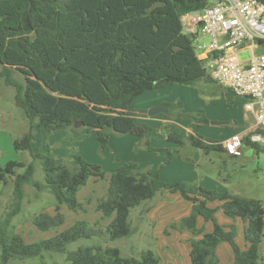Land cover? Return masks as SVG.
<instances>
[{
	"label": "trees",
	"instance_id": "1",
	"mask_svg": "<svg viewBox=\"0 0 264 264\" xmlns=\"http://www.w3.org/2000/svg\"><path fill=\"white\" fill-rule=\"evenodd\" d=\"M207 4L208 0H0V78L14 88V104L28 122V130L13 145L32 157L28 163H0V183L12 177L14 197V207L0 220V264L44 252L63 253L69 264H162L151 248L123 256L116 246L96 243L69 249L68 244L91 236L113 240L131 235V210L144 203L149 206L164 190L178 192L191 203L189 213L171 223L199 235L190 239V264H214L216 247L223 241L231 247L233 264H257L264 224L260 199L182 180L165 181L135 163L123 162L110 172L106 192L96 203L102 219L112 216L105 229L98 221L76 220L51 237L27 243L11 222L21 207L24 185L36 184L32 178L36 159L43 184L55 198L54 214L40 211L32 218L41 230L64 221L60 204L79 209L78 190L90 177L103 176L101 167L93 170L78 153L59 161L46 142L53 131L72 126L95 129L100 148L107 149L110 132L147 136L152 129L138 119L133 105L136 95L169 84L193 85L204 94L203 84H215L197 56L195 36L185 33L181 23L184 13ZM14 72L22 75V82ZM167 105L168 110L178 108L177 114L191 119L190 146L204 152L225 151L221 143L198 133L200 123L209 121L202 112H183L178 100ZM167 138L183 144L172 134ZM33 141L42 144L43 151H33ZM242 141L261 148L249 135ZM164 149L168 158L180 155L177 148ZM213 200L221 201L225 215L244 221L245 248L236 243L233 224L216 221L215 208L207 204ZM197 216L210 220L212 230L197 227Z\"/></svg>",
	"mask_w": 264,
	"mask_h": 264
},
{
	"label": "rangeland",
	"instance_id": "2",
	"mask_svg": "<svg viewBox=\"0 0 264 264\" xmlns=\"http://www.w3.org/2000/svg\"><path fill=\"white\" fill-rule=\"evenodd\" d=\"M197 40L207 43L209 41V37L200 34L198 38L194 40V43H196ZM195 51L196 53L198 52L196 48ZM250 55L251 52L247 49L241 50L239 52L240 59L242 60L247 59ZM14 77L21 82L23 81L22 75L18 72H14ZM175 85H180V87H185V89L182 91V94L181 91H178V94L181 95L180 98L177 97L178 99H172L169 102L180 100L181 103L184 102V105L188 109V111L186 112H202L208 118V122L200 123L199 125L198 133L200 135L214 133L217 134L219 132H225V130H230V128L232 127L231 123L225 121L224 119H218L222 118V116L225 114L231 113L228 108H225L226 105L220 100V98L212 101L210 100L211 95H201L203 98V102L202 104L197 106V104L194 105V101H192L191 99H187V95L190 96L189 91H192L193 87L196 88L195 86L188 84ZM219 88L220 87H217L216 89ZM220 90L222 89L220 88ZM150 91L151 89L143 91L133 98V105L137 110L138 119L145 122L152 128L148 132L147 136H139L130 133H109L112 142L116 141L114 139H120L122 137L128 136L134 137L138 141L132 144L131 147L130 145H128V143H122L117 146L119 152L123 151L126 156L121 160H138L139 157H142V152H144L145 150L153 151L152 155H154V157L159 155L158 153L160 152L164 155H167L164 148L168 147H165V142H167L168 145L175 144V146H178V150L182 149L186 152L194 148L188 144L187 131L183 126L184 123L186 125H190L191 119L189 117L177 114L178 108L159 113L160 115L173 120V122H171L172 127L170 128H167L166 125L160 124V122H156L153 118L154 116H149L147 114L148 110L153 106L161 104V102L157 103L156 105L154 103H150V99L148 97L151 93ZM13 95L14 88L6 85L3 79L0 78L1 164H4L8 160H19L25 163L32 161L31 154L28 150H17L13 145V140L20 138L22 134L28 130V122L24 118L21 110L14 104ZM181 109L183 110V104ZM78 129L79 128H76V126H72L67 129H60L58 131L56 130L49 134L47 136L46 142L49 144L51 152L57 157L59 161L64 162L69 159L71 153H78L91 164V167H101V169L103 170V176L96 178L95 181L89 178L86 184L78 190L76 198L81 203V207L79 209L72 210L69 209L65 204H60L59 211L63 214L64 221L57 226L41 230L33 224L32 218L40 211L47 212L51 215L54 214L55 198L53 194L50 193L48 188L43 184L44 180L41 164L40 161L36 159L34 161V172L32 176L36 184L24 185V197L21 201V207L11 218V222L14 224V231L21 234V236H23L25 239L31 238V241H37L40 239L51 237L56 232L62 231L69 227L76 220H85L89 224H93L95 221H98L99 226L105 229L106 225L112 218L111 216L102 219L100 212L96 210V203L106 192L110 172L109 164H111L112 162L115 163L117 160L119 161L120 156L114 155L113 151L109 150L108 148L101 149L95 136L89 132L91 129L87 130L86 128H84L86 130L85 134L83 133L84 136L80 134ZM166 134L177 136L183 141V144H179L178 142L169 140L167 137H163ZM146 140L150 143V146L152 147L151 149H148L146 147ZM259 145L261 148L259 150H256L251 146L243 144L242 153L234 158L226 157L225 159H222L215 154V151L204 152L203 150L197 148L194 149L199 151V153H202V158L199 157V154L195 156L192 152H190L187 156H189L190 158L198 157L200 159L197 162V169L199 171L203 170L205 162L212 163L211 161H215L221 166V168H219L221 174H219L218 171L215 172L213 175L214 179L221 177L225 179L228 177L230 180L229 186L231 190L235 192L234 194L245 197L258 198L261 200L264 206V143H259ZM32 150L43 151V146L42 144L33 141ZM208 153L209 156H205ZM188 163L194 165L191 161H188ZM143 164L137 166L147 171L151 170L149 172H152L154 174H156V172H159V170L163 166L162 163H157L155 165H147V163ZM22 170L23 168H17L18 172H21ZM12 188V177L10 176L7 178L6 183H0V220L5 216L7 212H9L14 207ZM158 198L163 197L161 196V194H156V196L152 198V201L154 202ZM152 201L148 202V204H151ZM216 203L217 200L209 203L210 207L215 208L214 216L216 221L222 225L233 224L235 226V241L240 248H244L241 218H231L225 215L222 210L219 209L220 207L216 206ZM146 205L147 204L144 203L142 204V206L140 205L132 209L130 213L131 222H135L137 219H142L145 214L144 210ZM150 216L152 217L154 223L153 239L146 238L144 240L136 237L134 238L132 236H127L109 240L99 236H91L89 238H79L76 241L69 243L68 248L74 249L79 245H94L97 243L103 246H116L120 249L123 256H129L131 254L138 255L140 250H144L146 248H151L156 251L157 248L155 242L157 241L159 244V241L161 242L164 239V236H167V234H169L170 232L174 233V238L178 236H183L182 238L185 237V234L183 233L186 231V229L183 230L178 227V225L172 227L171 224L166 227L167 232L164 233L165 235L162 234L160 226L164 222L165 218L163 219V215L159 213L158 208H156V210H154V212H152ZM223 219H229L230 221L225 222L223 221ZM206 224L210 225L212 229L213 224L210 221H204L202 219V222L199 223V226H201L203 231L205 230L204 226ZM29 230H32V233ZM187 242L188 241L184 239L183 242L174 243L178 248H180L179 252L181 253V257L179 258V262L181 263H183L185 259L187 260L189 258L188 249H186V251L184 249V247H187L189 245V243ZM215 252L217 261L214 264H232V250L227 242H220L216 247ZM8 264H69V262L65 259V255L63 253L44 252L42 256L33 258H26L22 260L13 258L9 261ZM257 264H264V224L263 236L259 243V259Z\"/></svg>",
	"mask_w": 264,
	"mask_h": 264
},
{
	"label": "crops",
	"instance_id": "3",
	"mask_svg": "<svg viewBox=\"0 0 264 264\" xmlns=\"http://www.w3.org/2000/svg\"><path fill=\"white\" fill-rule=\"evenodd\" d=\"M217 87H220L222 90H220V88L216 89ZM201 88H203V90L205 91L204 94L199 93V90L197 87L196 88L193 87L192 91H189L190 96L187 95V99L188 100L191 99L192 101H194V103H195L194 105L197 104V106H199L203 102V100H202L203 98L201 95H211L210 100H212V99L216 100L217 98H220V100L222 102H224V104L226 105L225 108H228V110L231 113L225 114L222 116V118H218V119L219 120L224 119L225 121H228L229 123L232 124V127L230 128V130H225V132H222V133L219 132L217 134L214 133V134H207V135L202 134L203 136L202 135L201 136L204 139H211V140L217 141V142L222 144L223 140L226 139L227 137H229L233 133H240L241 136L244 137L245 135L250 136L254 132V130H255L254 115L251 111H248L244 107L245 101L247 100L245 97H236V96L232 95L227 89H225L224 87H221L217 84H211L210 86L202 85ZM184 89H185V87H180V85L178 86L175 84H169V85L161 86L156 90L151 89V91H150L151 93L148 97L150 99V103H154L155 105L159 102L167 104L172 99H178L177 97L180 98L181 95L178 94V91H181V94H182V91ZM178 101H180V100H178ZM182 104H183V110L184 111L182 109H181V111H183V112L188 111V109L184 105V102ZM197 106H195V107H197ZM167 110H168V105H167ZM159 113H161V112H159ZM159 113H157L155 115H149L148 113L147 114L149 116H154L153 118L156 122H158V123L160 122V124L166 125L167 128L172 127L171 122H173V120L169 119L168 117L162 116ZM183 126L186 128V131L188 134L191 131L190 125L189 124L186 125L184 123ZM76 128H79L78 131L80 132V134L82 136H84L86 130L83 127H76ZM69 130H71V129H69ZM89 132L92 133L96 138L95 129H91ZM167 135L168 134L164 135L163 137L166 138ZM114 140H116V141H113V142L111 141V137L109 134L108 149L113 151L114 155H117V156L119 155L120 158H119V161L117 160L115 163L112 162L111 164H109L110 172L116 166L120 165L123 162L135 163L138 166H140L143 163H147V165H155L157 163H162L163 166L161 167L159 172H156V174L162 180H165V181L182 180V181H185L188 183L198 184V185L205 187V188H208V189H215L218 191H228L230 193H235V192H233V190H231V188L229 186L230 180L228 177L225 179L222 177L216 178V179L213 178V175L215 172L218 171V173L221 174L220 170H219V168H221V166L219 164H217L215 161H211L212 163L205 162L204 163L205 166H204L202 171H199L197 169V165H198L197 162L200 159L198 157H197L198 158L197 159L196 157L190 158L189 156H187V155H189L190 152H192L195 156L197 154H199V157L202 158V156H201L202 153H199V151H197L194 148H192L191 150H188V152L180 149L179 150L180 155L179 156H172L171 158H167V155L166 154L164 155L161 152L158 153L159 155L154 157V155H152L153 151L145 150L144 152H142V157H139L138 160H121L122 158H125L126 156L123 153V151H120L121 153L119 152L117 146L122 144V143H128V145H130V147H131L132 144H134L138 141L134 137H130V136L122 137L120 139H114ZM164 144H165V147L167 146L170 149L178 148V146H175V144L174 145L173 144L168 145L167 142H165ZM215 154L218 155L219 157H221L222 159H225L226 157H233L234 158V157L238 156V155H229L225 151L216 152ZM205 156H209V153L206 154ZM139 159H141V160H139ZM187 160L189 162L191 161L192 164H194V165H191L190 163H188ZM149 171H151V170H149ZM110 172H109V176H110ZM150 173L154 174L152 172H150ZM90 178L93 181L96 180V177H94V176L90 177ZM108 180H109V177H108ZM160 194L163 198H158L154 202L152 201V203L149 204L150 205L149 207H148V205H146L147 207H145V210H144L145 214L142 217V219H137L135 222H131L133 232L129 236H132L134 238L136 237L139 239H144V240L146 238H151V239L154 238V230H153L154 229V227H153L154 223H153V219L150 215L152 214V212H154V210H156V208H158L159 213H161L163 215V219L165 218L164 222L160 226V228H161L160 230H161L162 234L166 233L165 232V231H167L166 227L169 224L177 221L179 218H181L182 216H185L189 213V211L191 209V203L188 200L184 199L178 192L170 193V192L164 190ZM213 201H208L207 204L209 205V203L213 202ZM220 203H221V201L217 200L216 206L220 207ZM219 209H221V207ZM202 219L204 221H210V220H205L202 216H197V218H196L197 227H201V226H199V223L202 222ZM223 221L229 222L230 220L229 219H227V220L223 219ZM243 226H244V221L241 219L242 233H243ZM204 227H205L204 232L212 230L210 225L206 224ZM29 231H31V233H32V230H29ZM173 234L174 233L170 232L169 234H167V236H164V239L161 242L159 241V244L157 241L155 242L156 248H157L155 252L160 256L161 263L162 264H165V263H167V264H190V257L187 260L185 259L183 263L179 262V258L181 257V253L179 252L180 248H178L174 243L175 242H183V240L185 239L188 241L187 243H189V245L187 247H184V249H185V251H186V249H188V251H190V239L197 238V237H199V235H193L188 230H186L183 233V234H185L184 238H182L183 236L182 237L178 236V237L174 238ZM22 238L27 243L33 242V241H31V238L25 239L23 236H22ZM157 240H158V238H157ZM223 242H225V241H223ZM245 246H246V244L244 242V248H245ZM231 258H232L231 260H232V264H233V255L231 256Z\"/></svg>",
	"mask_w": 264,
	"mask_h": 264
},
{
	"label": "built area",
	"instance_id": "4",
	"mask_svg": "<svg viewBox=\"0 0 264 264\" xmlns=\"http://www.w3.org/2000/svg\"><path fill=\"white\" fill-rule=\"evenodd\" d=\"M183 31L207 43L193 42L210 78L236 97H245L244 107L254 115L250 140L264 143V0H208L203 8L181 16ZM247 49L251 55L240 59ZM243 137L233 133L223 140L229 155H240Z\"/></svg>",
	"mask_w": 264,
	"mask_h": 264
},
{
	"label": "water",
	"instance_id": "5",
	"mask_svg": "<svg viewBox=\"0 0 264 264\" xmlns=\"http://www.w3.org/2000/svg\"><path fill=\"white\" fill-rule=\"evenodd\" d=\"M167 111V104L165 103H161V104H158L156 106H153L151 109L148 110V114L149 115H155L159 112H166ZM75 125H77V123H75ZM93 170L95 171H99L100 168L99 167H91Z\"/></svg>",
	"mask_w": 264,
	"mask_h": 264
}]
</instances>
